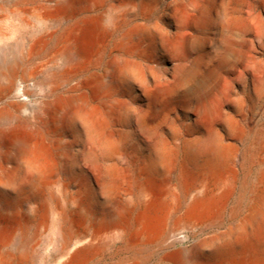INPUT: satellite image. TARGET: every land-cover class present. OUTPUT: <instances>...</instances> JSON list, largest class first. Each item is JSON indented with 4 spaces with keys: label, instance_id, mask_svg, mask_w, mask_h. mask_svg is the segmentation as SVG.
Returning <instances> with one entry per match:
<instances>
[{
    "label": "bare ground",
    "instance_id": "1",
    "mask_svg": "<svg viewBox=\"0 0 264 264\" xmlns=\"http://www.w3.org/2000/svg\"><path fill=\"white\" fill-rule=\"evenodd\" d=\"M242 9L0 0V264H264V132L237 193L264 22Z\"/></svg>",
    "mask_w": 264,
    "mask_h": 264
},
{
    "label": "rangeland",
    "instance_id": "2",
    "mask_svg": "<svg viewBox=\"0 0 264 264\" xmlns=\"http://www.w3.org/2000/svg\"><path fill=\"white\" fill-rule=\"evenodd\" d=\"M212 4L215 6L219 3V0H211ZM242 10H243V16L246 21H248L249 14H255L260 15L261 20L264 22V0H261L260 2H256L255 0H242ZM249 12V14H248ZM215 13V10H213V14ZM4 25L2 21H0V28H3ZM253 34V33H252ZM251 33L248 36V41L251 40ZM259 50V59L264 63V40L260 41L257 45ZM249 51V50H248ZM246 77V84L249 83V76ZM247 90L245 89V93ZM255 110V116L252 120L248 119L245 123V129H246V137L243 142L241 152L243 156L242 161V167L240 168L239 172V185L237 193L242 192L243 190L247 189L254 179L256 178V175L259 171V167L256 165L251 164L250 155L251 152V145L254 140V138L258 135H261L264 132V105L258 104L256 106ZM256 123V124H255ZM252 130V131H251ZM261 159L264 160V151L261 153ZM235 201V197L232 199V203ZM186 244V243H185Z\"/></svg>",
    "mask_w": 264,
    "mask_h": 264
}]
</instances>
